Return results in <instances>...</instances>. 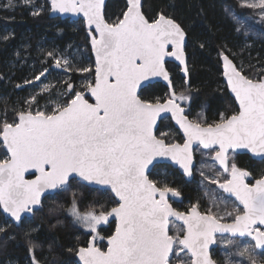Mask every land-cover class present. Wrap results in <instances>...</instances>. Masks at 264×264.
Masks as SVG:
<instances>
[{
    "label": "snow or ice",
    "instance_id": "snow-or-ice-1",
    "mask_svg": "<svg viewBox=\"0 0 264 264\" xmlns=\"http://www.w3.org/2000/svg\"><path fill=\"white\" fill-rule=\"evenodd\" d=\"M241 5L259 9L264 19V0H241ZM11 6L8 0L5 7ZM50 8L83 14L95 64L74 69L67 55L47 51L51 63L23 82L39 84V91L12 109L11 120L6 107L0 111V142L8 153L0 159V212L13 223H23L25 214L42 211L46 192L68 191L75 181L110 193L111 204L81 212L73 193L67 212L90 237L86 246L68 250L79 264H174L173 258L179 260L181 254L187 257L185 264H217L210 254L217 244L233 250L226 251V257H239L226 264H264V172L249 183L253 174L230 163L229 157L230 150L246 149L264 159V75L250 78L221 50L223 76L238 109L221 113L212 123L190 120L182 106L190 102V90L177 92L166 66V57H174L188 83L186 32L164 10L149 19L141 0H127L122 15L109 22L104 0H50ZM53 68L95 75L81 90L69 77L53 100L55 85L42 82ZM152 77L166 81L169 91L144 98L142 82ZM45 95L49 99L41 105ZM169 113L183 132V143L156 135L158 120ZM194 144L215 149L214 160L224 175L209 182L235 198L238 205L231 211L215 196L205 211L198 203L177 211L169 197H179L180 191L170 186L166 174L150 178L163 160L191 176ZM29 170H35L34 179L25 178ZM113 221L112 233L102 236L101 228ZM176 221L183 222V228L173 235ZM35 231L24 233L28 264H41L36 255L40 245L31 238ZM5 232L0 227V233ZM104 240L106 247L99 246Z\"/></svg>",
    "mask_w": 264,
    "mask_h": 264
},
{
    "label": "trees",
    "instance_id": "trees-1",
    "mask_svg": "<svg viewBox=\"0 0 264 264\" xmlns=\"http://www.w3.org/2000/svg\"><path fill=\"white\" fill-rule=\"evenodd\" d=\"M7 4L8 0H0V111L6 107L8 119L11 120L12 109L22 105L30 94L37 91L39 84L32 86L23 82L31 79L33 73L41 70L42 66L51 63L50 60L46 61L44 53L47 51L64 50L68 46L70 48L80 44L87 53L88 67L94 66L86 29L81 20L50 17L48 0H12L13 6L5 7ZM228 8L244 12L238 7L236 0H142V10L146 17L151 19L160 10H164L184 28L187 37L185 51L190 69L188 83L185 84V79L174 64L167 62L166 66L175 88L180 90L186 86L190 90L187 116L191 118L199 111L202 120L208 123L218 121L221 113L230 115L237 110L222 80L219 60L221 50L250 78H256L258 74L264 75V39H245L229 17ZM125 9V0H109L104 8L105 18L112 22ZM35 12L39 14L34 15ZM200 44L205 46L201 48ZM54 69L48 75H54ZM69 75L71 82L76 85L79 78L86 76L91 80L94 72L88 74L74 70ZM44 80L42 78V82ZM16 84L22 87L16 88ZM59 84L55 85L51 98L57 96L56 90L63 91ZM76 86L77 90L83 88ZM167 92L162 83L155 82L145 86L141 95L144 98H155ZM48 99L45 95L40 104L43 105ZM161 134L166 135V142L181 141L180 134L167 118L157 126L156 135L161 137ZM4 155L0 146V156ZM231 159L239 168L253 174L251 181L264 172V160H254L247 154H234ZM165 174L170 186L176 187L181 193V199L172 203L176 209L186 211L194 203L199 204L201 211L205 208V200L195 175L186 179L173 165L160 164L150 178L159 180ZM74 192L77 193L79 210L82 212L87 211L89 206H111L110 193L77 186L74 181L73 187L68 191L55 192L46 197L42 211L24 219L19 225L10 222L0 212V227L6 228L5 233H0V264H28L24 233L29 229H36L31 238L40 245L36 255L41 264H77L74 251L68 250L84 246L89 235L81 226L74 224L67 212ZM113 230L112 222L101 228V235L106 237ZM99 246L104 247V242L100 241ZM211 255L217 264H222L217 247L213 248Z\"/></svg>",
    "mask_w": 264,
    "mask_h": 264
},
{
    "label": "rangeland",
    "instance_id": "rangeland-1",
    "mask_svg": "<svg viewBox=\"0 0 264 264\" xmlns=\"http://www.w3.org/2000/svg\"><path fill=\"white\" fill-rule=\"evenodd\" d=\"M238 3V7L241 8L240 10L244 11L240 13L235 8H228L227 13L229 17L232 19V21L236 24L237 31L243 35L245 39L249 38H256V39H264V19L261 18L259 9H252L243 7L241 5V0H236ZM258 2V0H257ZM90 50V49H89ZM58 53H63L67 55L72 61L74 65V69L76 67H88V57L86 56V52L84 50V46L80 44H76L73 46H69L65 48L64 50H59ZM94 66V63H93ZM56 73L54 75H48L47 79L43 81V83H52L53 85L59 84L62 85V82L64 80L69 79L71 75L66 74L59 69H54ZM74 71V70H73ZM59 78L58 80H55L56 78ZM87 80H90L88 77H82L79 78L76 85L79 87L83 86L84 83L87 82ZM186 88V86L181 87L180 90L178 88L176 89L177 92L183 91ZM39 87L37 89L38 92ZM59 91V90H58ZM61 91V90H60ZM57 93V90L55 91ZM48 98V96H47ZM53 100L57 99L56 97L51 98ZM46 103V102H45ZM43 103V104H45ZM182 106L185 107V112L189 108V102L182 103ZM191 120H202L201 112H197L196 115H193ZM0 146L2 147L1 143ZM3 150V149H2ZM4 151V150H3ZM215 150H202L201 148L196 149V167L193 172V175L196 176L198 181V186L200 189V192L202 193V196L205 200V208L202 209V211L207 210L208 208L212 207V197L215 196L217 198V201H223V204L227 205V210L231 211L233 206H237L234 201L226 198L223 194L217 192V188L215 184L210 183V179H215L216 177L223 178V172L219 170L216 165L212 162V157L214 156ZM7 158V155L5 154L2 156L1 159ZM201 172L204 173V176H201ZM207 178V179H206ZM251 178V177H250ZM249 178V179H250ZM253 183V180L250 182ZM211 199V200H210ZM190 208V207H189ZM223 206H221V211H223ZM82 212V211H81ZM84 212V211H83ZM183 227L175 222V226L171 228L170 234H176L179 232ZM86 231V230H85ZM90 238V237H89ZM227 238V237H225ZM104 242V241H103ZM247 242V241H245ZM216 247L218 248L219 256L221 257L222 264H226L227 259H239V257H226V251H233L231 249H225L224 246L217 244ZM259 255V253H258ZM174 264H185L187 257L181 254V258L177 260L175 257Z\"/></svg>",
    "mask_w": 264,
    "mask_h": 264
},
{
    "label": "water",
    "instance_id": "water-1",
    "mask_svg": "<svg viewBox=\"0 0 264 264\" xmlns=\"http://www.w3.org/2000/svg\"><path fill=\"white\" fill-rule=\"evenodd\" d=\"M107 1L108 0H104V8H105V5H106V3H107ZM48 2H49V16L50 17H52V18H60V19H69V20H71V21H78V20H82L83 21V24H84V27H85V29H86V36H87V38H88V46H89V49H90V54H91V57H92V60H93V63L95 64V57H94V53L92 52V49H91V45H90V42H89V37H88V33H87V26H86V23H85V19H84V17H83V14L82 13H59V12H53L52 10H51V8H50V0H48ZM141 2H142V0H141ZM126 3H127V0H126ZM186 42H187V40H186V38H185V45H186ZM230 58V57H229ZM231 59V58H230ZM219 60H220V64H221V71H222V74H221V76H222V80H223V83L225 84V86H226V89H227V91H228V93H229V95L233 98V101H234V104H235V106H236V108L238 109V103L235 101V97H234V94L233 93H231V91H230V89L227 87V83H226V79L224 78V76H223V60H222V58L219 56ZM173 62L175 65H177L179 68H180V65H179V62L178 61H176L175 60V58L174 57H166V62ZM181 71V70H180ZM182 73V75L183 76H185L184 75V73L183 72H181ZM94 75H95V73H94ZM155 82H160V83H162L163 85H165L167 88H168V85H167V82L166 81H164L162 78H160V77H152V78H150L148 81H144V82H142V85H141V90L145 87V86H147L148 84H152V83H155ZM168 90H169V88H168ZM186 115V114H185ZM166 118L167 119H169L170 120V122L172 123V125L174 126V128L175 129H177L178 131H179V133H180V135L182 136V141L181 142H179V143H183V132H182V130L179 128V126H178V124L175 122V120L174 119H172V117H171V114L169 113V114H166ZM189 118V117H188ZM190 119V118H189ZM161 120H163V119H160V120H158V123H157V126H158V124H159V122L161 121ZM191 120V119H190ZM157 129V128H156ZM156 131V130H155ZM159 138V137H158ZM2 143V142H1ZM2 147H3V149L5 150V152L7 153V150H6V146H4L3 144H2ZM197 147H200L201 149H203V150H207V149H204L202 146H200V145H193V154H194V149L195 148H197ZM229 152H232L231 150L229 151ZM233 153H235V154H247L248 156H250L252 159H254V160H264V159H261L259 156H256L255 154H252L251 152H249L248 150H246V149H240V150H237V151H235V152H233ZM7 156H8V153H7ZM215 161V160H214ZM216 163H217V165H218V167L220 168V169H222V166H220L219 165V163H218V161H215ZM161 164H170V165H173L175 168H177L178 169V171L180 172V174H182L185 178H191L192 177V175L191 176H187V175H185L184 173H183V170L179 167V165H176V164H174V163H172V162H170V161H168V160H163L162 162H161ZM194 165H195V162H194V155H193V168H194ZM223 170V169H222ZM34 172H35V170H29V172H27V173H25V178L26 179H34ZM192 173H193V170H192ZM255 182V181H254ZM253 182V183H254ZM222 191V190H221ZM223 192V191H222ZM55 192H52L51 190L49 191V192H46L45 194H44V196L42 197V200L46 197V196H50V195H52V194H54ZM224 193V192H223ZM225 194V196H227V197H229V198H231V199H233L235 202H237L236 200H235V198L234 197H231L229 194H226V193H224ZM179 198H180V196L179 197H172V196H170L169 197V203H170V200H173V201H178L179 200ZM238 203V202H237ZM171 204V203H170ZM173 207V206H172ZM174 208V207H173ZM175 209V208H174ZM177 210V209H176ZM178 211V210H177ZM181 212H183V211H181ZM2 213V212H1ZM3 214V213H2ZM5 215V214H4ZM31 214H25L24 215V218H26V217H29ZM6 216V215H5ZM6 218H8L7 216H6ZM10 221H11V219L10 218H8ZM12 222V221H11ZM114 222V221H113ZM177 223H179L182 227H183V222H181V221H176ZM13 223V222H12ZM13 224H15V225H19V224H16V223H13ZM105 245H106V240H105ZM214 247V245L213 246H211V248H210V254H211V250H212V248ZM213 259V258H212ZM76 260L78 261V257H76ZM78 263H79V261H78Z\"/></svg>",
    "mask_w": 264,
    "mask_h": 264
},
{
    "label": "flooded vegetation",
    "instance_id": "flooded-vegetation-1",
    "mask_svg": "<svg viewBox=\"0 0 264 264\" xmlns=\"http://www.w3.org/2000/svg\"><path fill=\"white\" fill-rule=\"evenodd\" d=\"M108 1H109V0H108ZM125 1H126V0H125ZM81 21H82V20H81ZM82 22H83V21H82ZM186 40H187V37H186ZM185 46H186V45H185ZM167 62H168V61H167ZM167 62H166V63H167ZM171 63L174 64L173 62H171ZM174 65H175V64H174ZM175 66L178 68V70H179L181 76L185 79V76L182 75V73H181V71H180V68H179L177 65H175ZM164 86H165V85H164ZM165 87H166V86H165ZM166 88H167V87H166ZM167 90H168V88H167ZM168 91H169V90H168ZM185 114H186V112H185ZM186 115H187V114H186ZM188 117H189V116H188ZM189 118H190V117H189ZM173 127H174V126H173ZM176 130H177V129H176ZM177 131H178V130H177ZM178 133H179V131H178ZM179 134H180V133H179ZM180 136H181V135H180ZM181 141H182V136H181ZM181 141H175V142H181ZM0 143H1V142H0ZM1 145H2V143H1ZM197 148H198V147H197ZM197 148L194 149V154H193V155H194V162H195V165H194V168H193V172H194L195 167H196V158H197V156H196V149H197ZM199 148H200V147H199ZM2 149H3V147H2ZM3 150H4V149H3ZM202 150H203V149H202ZM207 150H209V149H207ZM212 150H215V149H212ZM4 152H5V150H4ZM5 154L7 155L6 152H5ZM234 154H235V153H233V152H229L230 163H233L231 157H232ZM1 158H2V157L0 156V159H1ZM212 162L216 165V167H217L219 170H221V171L223 172V170L220 169V168L218 167L217 163L214 161V156L212 157ZM179 173H180V172H179ZM181 175H182V174H181ZM182 176H183V175H182ZM192 176H193V173H192ZM191 178H192V177H191ZM186 179H190V178H186ZM254 181H255V180H253V182H254ZM197 182H198V181H197ZM248 182L250 183L251 180L248 179ZM216 188H217V192H218V193H221V194H223V195L225 196V194H224L221 190L218 189V186H217V185H216ZM46 197H48V196H46ZM46 197H45V198H46ZM225 197L228 198V199H230V200H232V201H234L233 199H231V198H229V197H227V196H225ZM45 198H44V199H45ZM44 199H43V200H44ZM180 199H181V196H180L179 200H180ZM43 200H42V201H43ZM179 200H178V201H179ZM210 200H211V199H210ZM178 201L170 200V203H171V205H172L173 202H178ZM234 203H236V205H238L237 202L234 201ZM172 206H173V205H172ZM173 207H174V206H173ZM174 208H175V207H174ZM175 209H176V208H175ZM188 209H189V208H188ZM188 209H187V210H188ZM177 210H178V209H177ZM187 210H186V211H187ZM178 211H180V210H178ZM186 211H183V212H186ZM3 215H4V214H3ZM4 216H5V215H4ZM5 217H6V216H5ZM29 217H31V215H30ZM29 217H26V218H29ZM26 218H24V219H26ZM7 219H8V218H7ZM24 219H23V220H24ZM8 220H9V219H8ZM9 221H10V220H9ZM10 222H11V221H10ZM113 223H114V222H113ZM114 226H115V224H114ZM88 239H89V238H88ZM84 246H86V244H85ZM104 247H106V245H105V240H104ZM215 247H216V245H214L213 248H215ZM213 248H212V250H213ZM212 250H211V252H212ZM211 256H212V255H211ZM75 260H76V256H75ZM213 260H214V259H213ZM76 263L79 264L77 260H76Z\"/></svg>",
    "mask_w": 264,
    "mask_h": 264
}]
</instances>
